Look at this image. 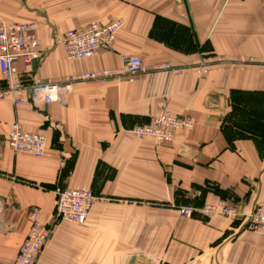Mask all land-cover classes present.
<instances>
[{"label":"crops","instance_id":"crops-1","mask_svg":"<svg viewBox=\"0 0 264 264\" xmlns=\"http://www.w3.org/2000/svg\"><path fill=\"white\" fill-rule=\"evenodd\" d=\"M114 20L125 24L114 47L91 58L70 61L56 44ZM0 21L36 26L43 55L19 64L25 83L117 70L131 56L151 70L132 82L77 81L61 103L0 102L1 264L14 263L31 208L47 222L55 190L68 187L98 199L85 225L53 230L36 264H264V236L244 221L264 203V0H0ZM202 53L232 63L205 76L152 71L194 66ZM164 108L194 127L170 144L131 133ZM15 122L44 135L42 156L9 147ZM221 198L236 217L180 214Z\"/></svg>","mask_w":264,"mask_h":264},{"label":"built area","instance_id":"built-area-1","mask_svg":"<svg viewBox=\"0 0 264 264\" xmlns=\"http://www.w3.org/2000/svg\"><path fill=\"white\" fill-rule=\"evenodd\" d=\"M178 3L181 0H177ZM124 28L122 20H114L107 24L93 22L81 29H70L56 40V44L64 48L70 61H82L93 57L98 50H110L114 47L118 36ZM40 43L35 24L0 21V73L7 87L0 89V101L12 98L15 104L30 102L34 105H50L61 103L68 92L70 84L77 78H101L102 81L117 80L131 82L134 78L150 69L138 57H128L117 70L85 73L70 76L57 81L36 82L23 85L18 79L19 64L30 66L42 58ZM214 65V60L201 59L190 70L199 76H205ZM165 69L174 70L171 63L162 65ZM193 67V68H192ZM178 75L185 72L175 69ZM189 70V71H190ZM192 120L188 116H177L168 111L154 118L149 125L135 127L133 134L140 138H152L157 144H170L178 134L190 129ZM9 145L17 152H26L35 156L44 154L46 140L40 133L25 131L15 123L9 134ZM96 197L88 189H58L56 192L55 210L48 222L40 217V208L34 207L29 214L30 230L24 239L13 264H36L39 254L45 246L51 230L58 223L67 221L74 224H85L88 213L94 205ZM214 212L234 215V210L225 202L212 206ZM192 208L182 211L184 216H191ZM248 224L264 235V205L259 204L248 216ZM1 264V263H0Z\"/></svg>","mask_w":264,"mask_h":264},{"label":"rangeland","instance_id":"rangeland-1","mask_svg":"<svg viewBox=\"0 0 264 264\" xmlns=\"http://www.w3.org/2000/svg\"><path fill=\"white\" fill-rule=\"evenodd\" d=\"M91 24V23H90ZM125 25V24H124ZM37 34V33H36ZM40 43V42H39ZM64 49V48H63ZM132 57H134V56H132ZM91 58V57H90ZM201 58L202 59H205V60H214V65L212 66V68H211V71L213 70V69H215V70H218V71H222L224 68H226V66L227 65H230V63H232V62H229V61H226V60H223L222 58H220V57H218V55H216V54H212V53H202V56H201ZM140 59V58H139ZM141 60V59H140ZM142 61V60H141ZM143 62V61H142ZM233 63H235V62H233ZM255 63H257V62H254V61H252V60H249V61H243V62H237L236 64H252V65H254ZM24 65V64H23ZM28 67V66H27ZM191 67V66H190ZM190 67H187V68H182V69H184L185 70V72L184 73H189V72H194L195 74H197L194 70H190ZM193 68V67H192ZM154 70H165V71H174L175 72V74H177V72H176V70L174 69V70H170V69H165L164 67H162V66H160V67H157V68H154L152 71H154ZM190 70V71H189ZM149 71H151V70H149ZM183 73V74H184ZM142 74V73H141ZM2 75V74H1ZM140 75V74H139ZM178 75V74H177ZM198 75V74H197ZM138 76V75H137ZM136 76V77H137ZM3 77V76H2ZM135 77V78H136ZM134 78V79H135ZM18 79L20 80V82L23 84V85H26V86H30V85H33V84H35L36 82H45V83H47V82H49V81H53V80H49V81H42V80H35V81H33V82H31V83H25L23 80H22V78L20 77V75H19V73H18ZM90 79H92V80H102L101 78H90ZM90 79H82L81 77L80 78H77L75 81H73L71 84H70V86L73 84V83H75V82H77V81H80V80H90ZM4 80V79H3ZM54 81H57V80H54ZM4 82H5V80H4ZM132 82V81H131ZM7 85H8V83L7 82H5V85L4 86H2V87H0V89H2V88H5V87H7ZM10 100V101H12V103L14 104V105H17V104H15V102L13 101V99L12 98H5V99H3V100H1L0 102H2V101H4V100ZM64 100H65V97H64ZM32 104V103H31ZM34 105V104H33ZM44 105V104H43ZM35 106H39V105H35ZM165 111H168V112H170V113H173L172 111H170V110H168L167 108H164L161 112H160V114H162L163 112H165ZM159 114V115H160ZM174 115H177V116H188V115H180V114H176V113H173ZM159 115H157V116H155L154 118H156V117H158ZM188 117H190L191 118V120H192V126L190 127V129H192L193 127H194V125H195V121H194V119L191 117V116H188ZM154 118H152L151 120H150V122L149 123H146V124H141V125H137V126H135V127H138V126H145V125H149L151 122H152V120L154 119ZM15 123H17V122H15ZM15 123H13V125L15 124ZM19 124V123H18ZM13 125H12V127H13ZM134 127V128H135ZM133 128V129H134ZM12 129V128H11ZM133 129H131V133H133ZM190 129H187V130H190ZM187 130H184V131H187ZM26 131V130H25ZM183 131V132H184ZM33 133V132H32ZM35 133H38V132H35ZM10 134V133H9ZM41 134V133H40ZM43 135V134H42ZM135 135V134H134ZM44 136V135H43ZM136 136V135H135ZM138 137V136H137ZM140 138V137H139ZM150 139H152V138H150ZM46 140V139H45ZM154 142H155V140L154 139H152ZM257 142V144L259 145V147H261V142L262 141H256ZM156 143V142H155ZM8 144H9V139H8ZM9 147H10V145H9ZM11 148V147H10ZM12 149V148H11ZM13 150V149H12ZM15 151V150H14ZM45 151H46V146H45ZM45 151H44V153H45ZM15 152H17V151H15ZM26 153V152H25ZM28 154H30V153H28ZM32 155V154H31ZM33 156H35V155H33ZM40 156H42V155H40ZM40 156H36V157H40ZM68 188H70V187H68ZM58 189H67V188H57L56 190H55V192H57V190ZM75 189H80V188H75ZM88 190H90V189H88ZM94 193V192H93ZM94 195H95V197H96V201H97V199H98V197L96 196V194L94 193ZM96 201H95V203H96ZM55 202H56V200H55ZM221 202H225V203H227L228 205H229V207L230 208H232L233 210H234V215H225V214H221V213H218V212H214L212 209H211V207L212 206H219V204L221 203ZM94 203V204H95ZM259 204H261V205H264V203H256L255 204V206L252 208V210L248 213V214H246L245 216H244V221H245V226H246V228L247 229H249L250 231H253V232H256V233H258V234H261L260 232H258L257 230H255L254 229V227L253 226H251V225H249L248 224V216L252 213V211L256 208V207H258L259 206ZM94 206V205H93ZM93 206L91 207V209H90V211H89V213H88V217H89V214H90V212H91V210H92V208H93ZM34 207H37V206H34ZM34 207H32L31 208V210H33V208ZM39 208V207H38ZM186 208H192L193 210H194V212L191 214V216H184L183 214H182V211L184 210V209H186ZM31 210H30V212H31ZM54 210H55V205H54ZM54 210H53V213H54ZM197 211H199V213H202V214H208V215H221V216H225V217H236L237 215H238V213H237V211H236V208H235V206H234V204L230 201V200H228V199H226V198H221L217 203H214V204H204L201 208H198V209H196V208H194L193 206H189V207H183V208H180V214L183 216V217H192ZM30 212H29V214H30ZM52 213V214H53ZM52 216V215H51ZM28 217H29V215H28ZM40 217H41V208H40ZM88 217H87V220H86V222H85V224L87 223V221H88ZM51 218V217H50ZM41 220H42V218H41ZM43 221V220H42ZM49 221V220H48ZM47 221V222H48ZM44 222V221H43ZM63 222H67V221H63ZM63 222H60V223H58L56 226H54L53 228H52V230H51V233H50V236H51V234H52V232H53V230L58 226V225H60L61 223H63ZM46 223V222H45ZM70 223H72V222H70ZM74 224V223H73ZM85 224H82V225H85ZM76 225H78V224H76ZM29 230H30V228H29ZM261 235H263V234H261ZM50 236H49V238H50ZM264 236V235H263ZM49 238H48V240H49ZM48 240H47V242H48ZM47 242H46V244H47ZM46 244H45V246H46ZM44 246V247H45ZM44 247H43V249H44ZM42 249V250H43ZM42 250H41V252H42ZM41 252H40V254H41ZM40 254H39V257H40ZM38 257V258H39ZM38 260V259H37ZM36 263H37V261H36Z\"/></svg>","mask_w":264,"mask_h":264}]
</instances>
